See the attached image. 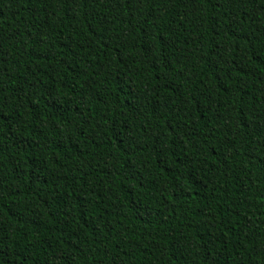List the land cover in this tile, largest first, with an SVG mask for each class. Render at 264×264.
I'll use <instances>...</instances> for the list:
<instances>
[{"label":"trees","instance_id":"1","mask_svg":"<svg viewBox=\"0 0 264 264\" xmlns=\"http://www.w3.org/2000/svg\"><path fill=\"white\" fill-rule=\"evenodd\" d=\"M0 264H264V0H0Z\"/></svg>","mask_w":264,"mask_h":264}]
</instances>
